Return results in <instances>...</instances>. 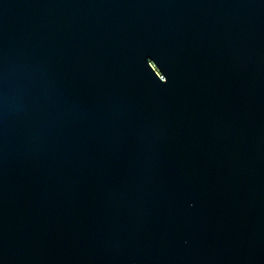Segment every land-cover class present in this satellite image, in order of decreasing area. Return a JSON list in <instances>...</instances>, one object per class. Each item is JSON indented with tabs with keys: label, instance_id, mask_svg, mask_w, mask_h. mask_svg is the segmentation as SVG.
I'll return each instance as SVG.
<instances>
[{
	"label": "water",
	"instance_id": "95a60500",
	"mask_svg": "<svg viewBox=\"0 0 264 264\" xmlns=\"http://www.w3.org/2000/svg\"><path fill=\"white\" fill-rule=\"evenodd\" d=\"M0 264H264V0H0Z\"/></svg>",
	"mask_w": 264,
	"mask_h": 264
}]
</instances>
